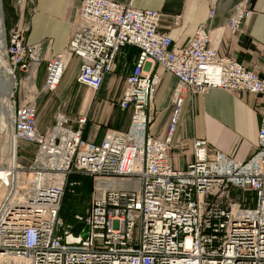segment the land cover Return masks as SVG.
Listing matches in <instances>:
<instances>
[{
	"label": "built area",
	"instance_id": "built-area-1",
	"mask_svg": "<svg viewBox=\"0 0 264 264\" xmlns=\"http://www.w3.org/2000/svg\"><path fill=\"white\" fill-rule=\"evenodd\" d=\"M22 3L16 0L17 7ZM215 6L211 0L209 17ZM250 12L249 0L236 5L226 23L231 38L242 34ZM161 18L131 3L80 0L64 51L46 62L42 90L56 93L77 60L76 82L96 92L120 52L134 48L118 101L130 112L129 126L106 130L95 144L81 137L84 116L58 112L40 132L33 104L14 109L12 139L32 145L34 154L27 167L16 154L14 163L0 167V264H264V116L255 153L243 163L205 140L172 143L186 96L212 89L264 96V79L211 47L203 26L185 46L174 45L158 30ZM26 31L25 25L7 30L4 57L29 82L41 44H25ZM161 73L173 75L178 86L163 134L153 136L148 110ZM173 149L191 150L184 169L176 167ZM73 175L91 179L88 208L73 216L81 226L76 232L59 216L65 190L80 185Z\"/></svg>",
	"mask_w": 264,
	"mask_h": 264
},
{
	"label": "crops",
	"instance_id": "crops-1",
	"mask_svg": "<svg viewBox=\"0 0 264 264\" xmlns=\"http://www.w3.org/2000/svg\"><path fill=\"white\" fill-rule=\"evenodd\" d=\"M118 4L131 3L134 8L160 12L159 31L170 36L174 45L185 46L197 27L203 26L209 36V45L235 57L248 69H256L264 79V0H249L251 12L244 20L242 34L233 39L226 23L235 7L244 0H216L215 12L209 17L211 0H112ZM6 30L25 25V44H41V61L33 81L27 82L22 74L21 96L14 107L30 102L36 108L37 128L45 132L54 124V115L60 111L70 119L86 118L81 137L99 144L108 129L124 132L130 122V112L118 106L124 79L134 65L137 50L124 48L116 59L115 70L106 75L96 92L76 82L77 60L67 71L56 93H45L42 88L48 59L62 53L72 32L80 0H2ZM177 19V23L174 20ZM162 79L155 92L148 114L152 116L149 133L161 136L170 115V100L177 79L161 73ZM264 116V96L232 93L212 89L204 94L186 96L179 122L173 136L183 140L201 139L234 161L243 163L254 153L260 120ZM23 153L31 159L32 145L24 144ZM26 149V150H25ZM32 152V153H31ZM176 167L184 169L191 159V150L181 153L173 149ZM79 182V181H78ZM80 183V182H79ZM3 194H0V203ZM249 196V195H248ZM252 206V205H251Z\"/></svg>",
	"mask_w": 264,
	"mask_h": 264
},
{
	"label": "rangeland",
	"instance_id": "rangeland-1",
	"mask_svg": "<svg viewBox=\"0 0 264 264\" xmlns=\"http://www.w3.org/2000/svg\"><path fill=\"white\" fill-rule=\"evenodd\" d=\"M1 11H2L1 16L3 19V27H4L3 32H4L5 38H6L7 30L4 26L5 24H4V18H3L2 0H1ZM0 57H1L2 63H5L7 65V67L9 68V66L6 62V59L4 57V49H3L2 53L0 52ZM79 64L80 63L76 64V67H75L76 71L79 68ZM0 68H2L1 64H0ZM0 71H1V69H0ZM12 76H13V81H14V82H12V85H11V91L12 92H11L9 102H7L9 105L8 104H6V105L9 107H12V112H13V111H15L14 110L15 108H18V106L14 107V100H16L19 96H21V90H20L21 84L20 83H22L23 80L21 79L22 73L20 71L13 70ZM58 112H60V111H58ZM58 112L55 113L54 120H55V116ZM7 113L8 112L5 108L3 109V112H0V127H1V129H0V167L4 166L5 163H7V161H11V163H13L15 160V154H16V160L20 164H22L23 166L27 167V165L29 163L28 161L30 159H27L28 158L27 156H26V158L23 157V156H25V154L23 153V149L25 148L24 147L25 143L18 141L19 143L16 142V144H15L13 139H12V123H13L12 120H13L14 112H13V114L11 113L10 118H8ZM36 113H37V111H36ZM37 117H38V114H37ZM8 119H10L9 123H7ZM15 146H16V153H15ZM70 180L71 181L72 180L79 181L82 184L83 188H81V187H78V188H81L82 190L85 188H88L89 184L91 183V179H89L87 177H83V176H77V178L72 177ZM81 189H76V191H79V195L76 197L74 196L75 195V193H74L75 189H70V188L67 189L64 200L61 203V206H62L60 208L61 215L59 214V216L64 221V223L66 222V223H69L67 225H72L73 229H74L73 226L76 224L74 219H73V216L76 214H83L87 210L88 205H89L90 193H89V196L87 198H85V194L82 193ZM0 190H1L0 194H3V192L5 194V189L2 188ZM90 190H91V188H90ZM237 195L238 194H236V196ZM249 197L250 196H248L247 194L245 195V198L247 200L249 199ZM86 232H87V228L84 229L82 235L85 236Z\"/></svg>",
	"mask_w": 264,
	"mask_h": 264
},
{
	"label": "bare ground",
	"instance_id": "bare-ground-1",
	"mask_svg": "<svg viewBox=\"0 0 264 264\" xmlns=\"http://www.w3.org/2000/svg\"><path fill=\"white\" fill-rule=\"evenodd\" d=\"M3 28L4 27H3V19L1 16V0H0V52L1 53L3 52V49L5 47V37H4ZM0 64L2 65V68H0L1 69L0 71V112H3V109L5 108L8 112L7 113L8 118H10L11 113H12V107L7 106L6 104H8L7 102H9L11 92H12L11 85H12V82L14 81H13L12 71L7 67L5 63H2L1 57H0ZM9 122H10V119H8L7 123Z\"/></svg>",
	"mask_w": 264,
	"mask_h": 264
},
{
	"label": "trees",
	"instance_id": "trees-1",
	"mask_svg": "<svg viewBox=\"0 0 264 264\" xmlns=\"http://www.w3.org/2000/svg\"><path fill=\"white\" fill-rule=\"evenodd\" d=\"M72 177H73V178H74V177L77 178V176L73 175V176L70 177V179H71ZM87 178H88V177H87ZM75 181H76V180H75ZM78 187L83 188L81 183H80V185H79ZM78 187L75 188V190H74V193H75L74 196H75V197L79 195V191H76V189H81V188H78ZM90 188H91V183L89 184L88 188H85V189H83V190L81 189V190H82V193L85 194V198H87V197L89 196ZM66 191H67V189H66L65 192H64L62 202H63L64 197H65V195H66ZM61 207H62V206H61ZM61 210H62V209H61ZM59 214L61 215V211H60ZM65 224H69V223H66V222H65ZM73 227H74V231H75V232L78 231V230L81 228V226L78 225V224H75Z\"/></svg>",
	"mask_w": 264,
	"mask_h": 264
},
{
	"label": "water",
	"instance_id": "water-1",
	"mask_svg": "<svg viewBox=\"0 0 264 264\" xmlns=\"http://www.w3.org/2000/svg\"><path fill=\"white\" fill-rule=\"evenodd\" d=\"M1 15H2V11H1Z\"/></svg>",
	"mask_w": 264,
	"mask_h": 264
}]
</instances>
